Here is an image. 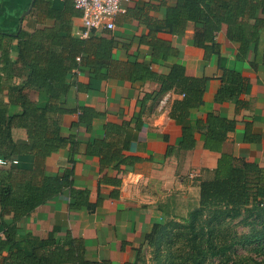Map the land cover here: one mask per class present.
Returning a JSON list of instances; mask_svg holds the SVG:
<instances>
[{
  "label": "trees",
  "instance_id": "1",
  "mask_svg": "<svg viewBox=\"0 0 264 264\" xmlns=\"http://www.w3.org/2000/svg\"><path fill=\"white\" fill-rule=\"evenodd\" d=\"M30 2L23 0L22 12ZM39 7L43 16L49 13V8L58 11L52 0H35L31 13ZM152 10H162V14L153 15L150 13ZM64 17L65 12L56 15L54 26L37 28L33 32L24 29L15 32L0 30V158L15 157L18 160L17 164H0V217L12 213L13 221L59 195L67 186L70 209L90 206L87 192L71 186L72 169H66L62 176L48 175L43 163L46 156L61 148H67L71 154L76 152L81 127L88 134L86 153L100 156L101 170L110 165L118 167L125 161L118 144L120 140L123 144L126 142L123 132L129 121L103 122L95 127L93 121L102 113L94 107L83 103L74 108L65 106L73 89L77 92L95 89L96 83L110 78L115 66L111 57L115 42L107 36H96L94 31L86 38L71 35L70 28L67 31L66 26L61 25ZM129 20L146 28V32L138 35V42L148 45L151 59L145 62L136 54L121 61L124 66H120L129 82L153 79L160 84L159 92L172 88L179 91L183 96L173 103V109L181 112L177 120L188 116V108L203 105L207 77L189 76L182 65L175 63L166 73L153 70L150 65L154 61H164L171 55H178L180 50L172 41L159 37L158 31L182 36L188 23L192 22L193 34L189 42L202 47L205 56H209L219 53L214 37L217 31L224 28L226 39L235 44L236 50L231 65L222 66L221 83L214 94L217 103L232 100L237 105L242 104L239 95L248 86L247 79L242 75L245 61L253 69L264 67V0H175L172 4H167L165 0H137L117 18V23ZM14 39L17 40L16 45L12 44ZM12 49L17 51L16 55H12ZM76 56H79L78 60ZM77 72H86L87 82L78 80ZM29 89L40 94L38 100L30 98ZM148 95L143 93L140 104ZM72 112H77V120L65 128L61 116ZM139 118L140 113L136 116L137 120ZM205 121L204 147L221 151L222 141L227 131L233 128V121L226 122L224 116L211 109L206 111ZM16 127L26 130L29 142L13 139L12 129ZM181 127L182 132L175 144L183 149L192 148L194 138L191 126L182 120ZM243 139L259 141L260 134L248 133L247 130ZM171 148L167 147L165 155L170 154ZM198 184V207L186 219V225L190 227H195L205 209L213 210L215 218H235L243 210L264 213V169L254 162L245 161L237 165L232 154L221 151L211 176L199 178ZM201 228L208 227L201 225ZM15 230L14 224L7 225L6 238L0 239V250L9 245L0 264H63L71 260L78 264L87 263L82 238H69L63 242L55 240L51 248H48L46 240H41L27 250L14 242ZM165 231V220L155 222L145 232L144 240L154 244ZM229 247L223 245L213 249L212 254L225 252Z\"/></svg>",
  "mask_w": 264,
  "mask_h": 264
},
{
  "label": "crops",
  "instance_id": "2",
  "mask_svg": "<svg viewBox=\"0 0 264 264\" xmlns=\"http://www.w3.org/2000/svg\"><path fill=\"white\" fill-rule=\"evenodd\" d=\"M52 1L58 11L49 8V13L43 16L40 7L31 13L33 5L23 15V0H0V30L15 32L24 29L33 32L37 28L52 27L55 24L54 16L65 12L61 25L70 28L71 35H76L82 25L80 10L72 0ZM136 1L128 0L125 3V10L116 15L113 29L96 32V36H107L115 42L111 49L115 66L110 78L96 83L95 89L81 92L73 89L67 97L69 102L65 103L71 108L78 103L91 105L102 113L93 121L95 127L103 122L129 121V126L123 132L126 142L123 144L120 140L118 144L125 161L119 163L118 167L110 165L101 170L100 156L86 153L88 134L81 127L76 152L71 154L67 148H61L46 156L43 163L48 175L62 176L66 169H72L71 186L87 192L86 199L90 206L70 209L67 186L62 193L38 205L20 219L13 221L12 213L0 217V239L6 238L7 225L14 224V242L27 250L41 240H46L48 248H51L55 240L63 242L79 237L84 241L86 264H137L139 251L147 242L144 240L145 232L150 230L153 223L164 221L167 217V198H171L172 194L188 193L198 204L199 178L211 176L221 151L232 154L237 165L251 161L264 169V67L253 69L245 61L242 75L247 79L248 86L239 95L242 104L237 105L232 100L217 103L214 94L221 83L222 66L231 65L236 50L235 44L226 39L224 28L217 31L214 37L219 45V53L209 56H205L202 47L189 42L193 34L192 22L188 23L182 36L165 30L158 31L159 37L172 41L180 50L178 55H171L164 61H154L150 65L153 70L166 73L175 63L182 65L189 76L207 77L203 105L188 108V116L177 120L181 112L173 109V103L182 98L179 91L172 88L159 92L160 84L153 79L129 82L121 67L128 56L137 54L145 62L151 59L148 45L138 42V35L146 32V28L134 20L117 23V18ZM174 1L165 0L167 4ZM150 13L161 15L162 10H152ZM16 42L14 39L12 44L16 45ZM11 53L16 55L17 51L12 49ZM76 78L87 82L88 74L79 72ZM143 93L149 95L140 104ZM28 94L33 100H38L40 96L33 89H29ZM3 95L6 99V92ZM208 109L224 116L226 122L233 121V128L227 131L222 141L221 151L204 147ZM77 117V112L64 113L61 123L69 128ZM182 120L191 126L194 138V145L189 149L175 144L182 132ZM247 130L252 134L258 132L259 141L243 139ZM12 137L17 142H29L22 127L13 128ZM167 147H172V151L165 155ZM8 247L7 244L0 250V261L7 254ZM63 264L78 263L71 260Z\"/></svg>",
  "mask_w": 264,
  "mask_h": 264
},
{
  "label": "rangeland",
  "instance_id": "3",
  "mask_svg": "<svg viewBox=\"0 0 264 264\" xmlns=\"http://www.w3.org/2000/svg\"><path fill=\"white\" fill-rule=\"evenodd\" d=\"M170 196L165 202L166 231L154 244L145 242L137 264H264V213L243 210L235 218H215L213 210L205 209L190 227L186 219L197 201L188 193ZM223 245L230 247L212 254Z\"/></svg>",
  "mask_w": 264,
  "mask_h": 264
},
{
  "label": "built area",
  "instance_id": "4",
  "mask_svg": "<svg viewBox=\"0 0 264 264\" xmlns=\"http://www.w3.org/2000/svg\"><path fill=\"white\" fill-rule=\"evenodd\" d=\"M73 5L80 10L82 20L81 29L76 34L89 37L92 32L101 29H113L116 15L125 10L128 0H72ZM79 59V56H76ZM79 72H77V75ZM17 158H0V164H17Z\"/></svg>",
  "mask_w": 264,
  "mask_h": 264
},
{
  "label": "water",
  "instance_id": "5",
  "mask_svg": "<svg viewBox=\"0 0 264 264\" xmlns=\"http://www.w3.org/2000/svg\"><path fill=\"white\" fill-rule=\"evenodd\" d=\"M34 1H35V0H31V2H30V4H29V7L23 12V15H24V14H27V13L30 11V9H31V7H32V5H33V3H34Z\"/></svg>",
  "mask_w": 264,
  "mask_h": 264
}]
</instances>
